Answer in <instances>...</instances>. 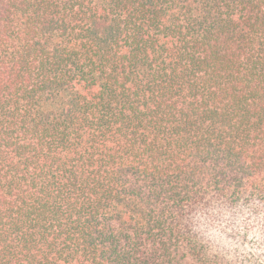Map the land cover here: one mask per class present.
Returning <instances> with one entry per match:
<instances>
[{
  "label": "trees",
  "instance_id": "obj_1",
  "mask_svg": "<svg viewBox=\"0 0 264 264\" xmlns=\"http://www.w3.org/2000/svg\"><path fill=\"white\" fill-rule=\"evenodd\" d=\"M0 264H264V0H0Z\"/></svg>",
  "mask_w": 264,
  "mask_h": 264
}]
</instances>
